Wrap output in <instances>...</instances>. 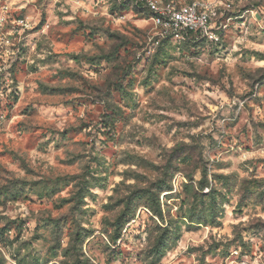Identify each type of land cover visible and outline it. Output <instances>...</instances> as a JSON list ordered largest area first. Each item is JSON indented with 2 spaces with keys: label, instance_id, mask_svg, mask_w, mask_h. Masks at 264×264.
<instances>
[{
  "label": "rangeland",
  "instance_id": "374dc122",
  "mask_svg": "<svg viewBox=\"0 0 264 264\" xmlns=\"http://www.w3.org/2000/svg\"><path fill=\"white\" fill-rule=\"evenodd\" d=\"M206 1L0 0V264H264V0Z\"/></svg>",
  "mask_w": 264,
  "mask_h": 264
},
{
  "label": "built area",
  "instance_id": "2783aa9c",
  "mask_svg": "<svg viewBox=\"0 0 264 264\" xmlns=\"http://www.w3.org/2000/svg\"><path fill=\"white\" fill-rule=\"evenodd\" d=\"M143 1L151 14L156 43L164 39L179 43L204 40L217 44L220 41L222 23L219 21L217 3L206 0L182 4Z\"/></svg>",
  "mask_w": 264,
  "mask_h": 264
},
{
  "label": "trees",
  "instance_id": "16d2710c",
  "mask_svg": "<svg viewBox=\"0 0 264 264\" xmlns=\"http://www.w3.org/2000/svg\"><path fill=\"white\" fill-rule=\"evenodd\" d=\"M133 2L136 3L135 4L136 7H140L141 5L145 3L143 0H137V1L133 0ZM164 40H167V39H164ZM186 42H189V41H186Z\"/></svg>",
  "mask_w": 264,
  "mask_h": 264
}]
</instances>
